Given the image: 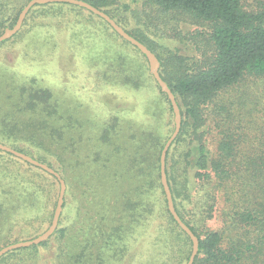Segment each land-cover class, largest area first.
<instances>
[{
    "label": "trees",
    "instance_id": "1",
    "mask_svg": "<svg viewBox=\"0 0 264 264\" xmlns=\"http://www.w3.org/2000/svg\"><path fill=\"white\" fill-rule=\"evenodd\" d=\"M27 1L0 0V33L15 23ZM84 1L111 16L104 7L113 0ZM147 1L209 23L212 51L202 62L162 56L144 35L124 28L155 53L160 76L180 108L181 126L167 150L165 171L174 207L199 239L193 264H264V5L251 10L248 0ZM63 5L109 25L67 2L35 4L21 29L0 44L22 32L34 7H40L37 17H45ZM12 70L0 67V141L52 167L66 190L52 235L6 252L0 264H122L132 233L145 223L152 236L148 258L158 259L163 246L167 259L142 264H185L191 240L170 214L160 182V151L168 135L136 125L127 150V140H120V112L111 116L116 125L91 124L35 77L22 79ZM118 75L106 79L125 84ZM149 77L167 102L172 126L170 101ZM209 133L216 139L212 148ZM90 140L92 146L84 147ZM68 158L78 166L76 195L68 190ZM58 191L54 175L0 150V248L48 225Z\"/></svg>",
    "mask_w": 264,
    "mask_h": 264
},
{
    "label": "rangeland",
    "instance_id": "2",
    "mask_svg": "<svg viewBox=\"0 0 264 264\" xmlns=\"http://www.w3.org/2000/svg\"><path fill=\"white\" fill-rule=\"evenodd\" d=\"M22 2L13 0L14 5ZM263 5L264 0L247 2V8L251 10H261ZM61 7L45 17H37L35 13L40 7H34L22 32L0 44V67L10 66L22 79L35 77L42 87L52 91L60 103L76 108L91 124L98 126L105 121L108 125H116L111 116L120 112V134L124 135L120 140H127V150L136 125L147 124L157 133L168 135L165 143L174 129L173 116V124L169 126L171 114L156 83L149 77L152 74L147 59L95 15L74 10L68 5ZM104 9L111 18L118 20L121 27L139 36L144 35L153 42L156 52L162 56L202 62L211 54L209 23L196 19L190 13L164 12L147 0H113ZM110 75H118L125 84L110 82L106 79ZM152 122L154 126L149 125ZM89 126L87 123L84 125L87 129ZM167 129H170L169 134ZM113 138L111 136V140ZM95 141L109 148L103 140ZM206 141L212 148L216 139L209 133ZM88 145L92 146L91 140L83 143L84 147ZM76 147H81V143ZM68 163V190L76 195L78 184L73 176L78 166L72 167L70 158ZM48 225L38 228L37 235ZM213 227H218V222ZM150 231V225L145 223L132 233L120 263L142 264L149 257L147 243L152 237ZM162 247H159L158 259L155 254H150L153 263L156 259L158 262L167 259L166 248Z\"/></svg>",
    "mask_w": 264,
    "mask_h": 264
},
{
    "label": "water",
    "instance_id": "3",
    "mask_svg": "<svg viewBox=\"0 0 264 264\" xmlns=\"http://www.w3.org/2000/svg\"><path fill=\"white\" fill-rule=\"evenodd\" d=\"M49 2H67L70 4H74L83 8H86L87 10L91 11L92 13L98 15L102 19H104L111 27L112 29L124 40L128 41L130 44L134 45L139 49V51L146 57L148 65H149V72L152 74L154 79L156 80L158 86L160 87L161 91L164 92L167 95V98L170 101L171 108L173 111V121H174V129L171 133V135L168 137L166 142L164 143L159 157V172H160V182L162 184L167 208L170 212V214L173 216L174 220L178 224V226L189 236L191 240V251L189 258L186 262V264H193L194 258L198 253L199 249V239L198 237L192 232V230L182 221L180 216L178 215L174 203L173 198L171 194V190L167 181V175L165 171V161H166V153L167 150L172 143V141L175 139L177 134L179 133L180 126H181V114H180V108L178 106V103L176 101L174 93L171 91L170 87L166 83V81L160 76L159 73V67H160V61L155 55L153 51H151L144 43L140 42L138 39H136L134 36L129 34L123 27H121L113 18H111L106 12L103 10L95 7L94 5L90 4L87 1L84 0H29L24 7L20 10L18 17L12 27H7L4 29V31L0 34V42L10 38L14 34H16L22 26V23L26 17V14L28 13L29 9L35 5V4H44ZM0 150L9 152L13 154L14 156L27 161L28 163L35 165L37 167H40L41 169L45 170L46 172L54 175L58 182H59V191L58 196L56 199V204L53 210V214L51 217L50 224L48 227L39 235L25 240H20L17 242H13L10 244H7L0 248V257L5 254L8 251H11L16 248L21 247H28L34 244H39L42 241L47 240L52 233L55 231L58 221L62 212V206L64 202V194L66 190V184L64 179L60 176V174L54 170L52 167L47 165L44 162H41L32 156L16 150L2 142H0Z\"/></svg>",
    "mask_w": 264,
    "mask_h": 264
}]
</instances>
